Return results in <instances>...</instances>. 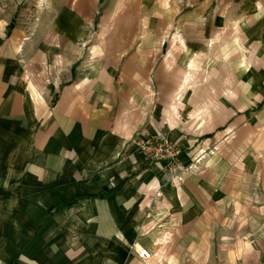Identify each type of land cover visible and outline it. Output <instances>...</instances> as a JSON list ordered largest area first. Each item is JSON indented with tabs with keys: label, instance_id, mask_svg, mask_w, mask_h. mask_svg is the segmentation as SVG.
Here are the masks:
<instances>
[{
	"label": "crops",
	"instance_id": "1",
	"mask_svg": "<svg viewBox=\"0 0 264 264\" xmlns=\"http://www.w3.org/2000/svg\"><path fill=\"white\" fill-rule=\"evenodd\" d=\"M53 1L0 16V264H264V160L218 143L230 59L264 96V0ZM157 133L208 151L181 183Z\"/></svg>",
	"mask_w": 264,
	"mask_h": 264
},
{
	"label": "rangeland",
	"instance_id": "2",
	"mask_svg": "<svg viewBox=\"0 0 264 264\" xmlns=\"http://www.w3.org/2000/svg\"><path fill=\"white\" fill-rule=\"evenodd\" d=\"M54 4L53 0H0V16L10 19L9 26L14 24L17 29L25 31L27 35H31L40 27L41 17L47 19L46 17L54 11ZM98 25L99 21L96 18L93 25L90 26V32H98L100 29ZM255 61H257V58H242L240 63H244L249 68ZM236 62L239 63L236 59L229 60L231 73L224 78L227 79L226 82H229L230 89L225 93L229 94L234 102L239 100L244 104L232 107L234 109L232 119L218 128V132L225 133L229 130L231 133L228 138L224 137L225 139L223 138L218 142L219 148L224 150L234 148V153L238 156L242 153L243 147H246L253 153L254 160H264V96L254 95L253 91L256 87L254 88L253 86L252 88L248 78L249 74H241L240 76L239 74H234L233 67ZM239 65L241 66L242 64ZM245 78L246 81L240 85V79L244 80ZM238 88L240 89L238 90ZM205 153L207 154L208 151L200 154L202 158L197 161L192 159L188 163L191 164L189 165V172H192L197 167L199 160L205 158Z\"/></svg>",
	"mask_w": 264,
	"mask_h": 264
},
{
	"label": "built area",
	"instance_id": "3",
	"mask_svg": "<svg viewBox=\"0 0 264 264\" xmlns=\"http://www.w3.org/2000/svg\"><path fill=\"white\" fill-rule=\"evenodd\" d=\"M138 149L145 155L151 157L155 161H161L169 168L178 169L173 173L169 181L172 183H181L183 175L190 171L189 165L181 161L182 149L181 145L177 142L169 140L162 133H157L152 136H144L138 139ZM195 159L194 161H197ZM135 252L138 258L147 260L151 257V253L144 247H136Z\"/></svg>",
	"mask_w": 264,
	"mask_h": 264
},
{
	"label": "trees",
	"instance_id": "4",
	"mask_svg": "<svg viewBox=\"0 0 264 264\" xmlns=\"http://www.w3.org/2000/svg\"><path fill=\"white\" fill-rule=\"evenodd\" d=\"M113 191L110 190V191H104L103 193H101V196H106L108 194H111Z\"/></svg>",
	"mask_w": 264,
	"mask_h": 264
}]
</instances>
